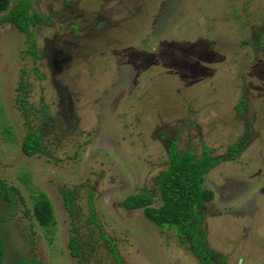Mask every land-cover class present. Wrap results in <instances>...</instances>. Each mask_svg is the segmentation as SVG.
I'll use <instances>...</instances> for the list:
<instances>
[{
    "label": "rangeland",
    "instance_id": "obj_1",
    "mask_svg": "<svg viewBox=\"0 0 264 264\" xmlns=\"http://www.w3.org/2000/svg\"><path fill=\"white\" fill-rule=\"evenodd\" d=\"M28 12L45 21L26 32L0 13V178L17 189L0 196L4 263L78 264L74 235L82 264H203L172 227L120 204L161 203L170 147L224 158L202 182L210 259L264 263V0H30ZM29 130L42 146L30 156ZM39 192L48 227L32 215Z\"/></svg>",
    "mask_w": 264,
    "mask_h": 264
},
{
    "label": "trees",
    "instance_id": "obj_2",
    "mask_svg": "<svg viewBox=\"0 0 264 264\" xmlns=\"http://www.w3.org/2000/svg\"><path fill=\"white\" fill-rule=\"evenodd\" d=\"M29 8L30 0H18L12 5H10V0H0V13H3L1 20L12 23L21 32H26L29 26L45 21L40 13H29ZM28 51L33 58L38 57L33 42ZM22 83L24 82L19 83L17 91L23 87ZM44 114L45 116L48 115L46 112ZM20 148L28 156L42 152L38 131L29 130L23 138ZM240 148L239 144L230 147L232 151H237ZM223 159L212 156L206 147L203 148L200 157H197L191 150L176 151L170 147L167 167L159 173L156 179L161 203L153 206L151 194L139 192L127 195L120 204L125 209L141 208L144 218L156 226L172 227L179 240H187L191 250L195 256L201 258L203 264H216L217 262L215 263L210 259L209 254H212L213 251L205 242V231L201 228L205 203L211 201L214 194L210 188L204 187L202 182L205 172ZM13 191L16 193L17 189L0 178V196L9 200ZM73 192L72 189L67 188L60 190L64 205L71 214ZM32 215L42 227H48L54 223L53 208L44 192H39L34 196ZM74 227L72 228L73 232H75ZM79 245L81 242L77 241L74 235H71L68 241L69 253L77 259L78 264H82ZM109 250L118 258L115 254L116 250L112 246H109ZM2 256L3 246L0 238V264H5ZM37 262L34 261V264ZM220 263L226 264L224 259H221Z\"/></svg>",
    "mask_w": 264,
    "mask_h": 264
}]
</instances>
